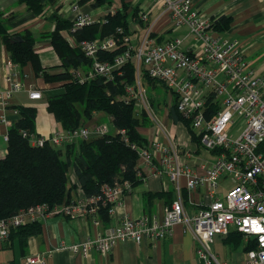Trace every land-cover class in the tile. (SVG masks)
Here are the masks:
<instances>
[{
	"label": "built area",
	"instance_id": "obj_1",
	"mask_svg": "<svg viewBox=\"0 0 264 264\" xmlns=\"http://www.w3.org/2000/svg\"><path fill=\"white\" fill-rule=\"evenodd\" d=\"M92 2L81 4L80 0H63L73 16L71 28L66 29L62 37L70 47L80 50L91 60L87 75L80 69H73L72 73L79 82L94 76L108 81L113 79L114 73L121 74L127 62H132L136 82L127 85L126 95L117 99L125 103L133 101L137 113L146 112L157 123L159 131L152 133L144 146L129 143L124 129H117L116 133L121 134L124 142L138 154L136 176L145 179L166 174L177 196L164 207L161 219L124 215L94 239L78 244L62 242L59 247L82 255L90 250L106 255L117 242L130 239L138 244L144 239L160 240L171 235L175 225L181 224L190 232L195 253L203 264H236L219 260L212 249L214 237L226 235L230 229L239 233L247 245L244 264H264V76L255 75L235 39L223 38L212 31L213 19L195 9L192 0H151L153 5H159L157 13L140 9L133 18L134 29L144 26L143 35L135 45L131 43V32L118 36L121 28L103 38L77 40L73 32L98 21L105 22V16L115 11L92 13L83 9ZM162 17L168 19L169 29L184 26L188 32L183 37L158 41L154 37V26ZM189 34L196 44L183 48ZM120 44L125 46L121 53L111 60L102 58L104 53L117 49ZM6 64L15 65L11 58ZM142 73L163 83L177 97L179 114L209 158H200L190 150L181 151L166 126L154 118L146 89L141 84ZM5 80L7 85L0 86V122L3 123L9 121V110L14 116L18 114L9 103L15 92L26 90L30 99L42 98L39 89L32 85L26 87L15 72L9 71ZM20 132L32 145L48 143L52 147H62L105 136L109 129L105 123H95L73 129L60 126L49 136L26 130ZM157 133L162 134L163 141L154 136ZM186 157H191L194 163L185 162ZM183 186L192 192L200 186L205 188L193 214H188L184 208ZM132 188L128 179H115L103 184L95 194L82 193L69 202L52 206L47 203L31 205L0 219V240L7 238L11 226L54 216L75 219L89 215L97 219L102 210L113 215L120 197ZM23 264H45V257L30 255L24 258Z\"/></svg>",
	"mask_w": 264,
	"mask_h": 264
},
{
	"label": "trees",
	"instance_id": "obj_2",
	"mask_svg": "<svg viewBox=\"0 0 264 264\" xmlns=\"http://www.w3.org/2000/svg\"><path fill=\"white\" fill-rule=\"evenodd\" d=\"M89 0H80L84 4ZM25 4L32 17L44 13L46 0H20ZM110 0H93L91 7H99ZM121 8L105 16V22H95L75 32L77 40L103 38L115 33L117 28L123 34L130 35L127 9L129 2L120 0ZM137 5L132 6L131 15L136 17L139 11ZM49 19L54 23V29L46 34L57 55L62 71L48 73L43 69L38 54L34 51L35 38L29 31L12 34L0 17V39L9 51L11 60L23 66L30 63L36 76H42L47 83L59 82L63 91L49 95L45 99L46 109L53 115L56 122L65 129H73L91 120L94 114H105L111 118L114 132L105 136L80 140L77 143L66 144L62 147H52L45 143L43 146L30 144L21 130L34 133L37 108L34 106L15 105L18 114L14 116L7 132V153L0 158V219H6L20 210L37 203H47L50 206L72 199L71 192L78 187L85 195L95 194L105 183L115 179H128L132 186L142 181L136 176L135 164L138 158L136 150L127 145L117 129H124L129 143L139 146L147 144L148 139L139 132V127H147L151 120L146 112L137 113L133 101L125 103L117 99L126 95L125 87L134 85L136 75L132 62H127L121 68V74L114 73L113 79L105 81L100 76L87 78L79 82L73 75V69H80L86 75L90 69L91 60L80 50L69 46L62 37L61 30L70 29L72 20L65 19L53 13ZM232 17L222 15L213 20L211 28L218 32L230 30ZM18 35L21 41L10 43V39ZM163 37H159L161 40ZM124 45L111 52L104 53L103 59H112L122 52ZM146 85L152 89L158 86L166 87L163 83L151 79L142 73ZM142 83V82H141ZM143 84V83H142ZM143 86V87H144ZM168 89V88H167ZM151 105L154 98L149 95ZM168 115L181 123L195 143V152L201 151V146L193 136L187 122L177 110V97L168 107ZM69 170L71 174H69ZM105 215L103 220H107ZM41 233L39 221L27 222L11 226L6 239L16 238L21 249L26 247L31 237ZM224 243H240V234L231 232L223 236Z\"/></svg>",
	"mask_w": 264,
	"mask_h": 264
},
{
	"label": "crops",
	"instance_id": "obj_3",
	"mask_svg": "<svg viewBox=\"0 0 264 264\" xmlns=\"http://www.w3.org/2000/svg\"><path fill=\"white\" fill-rule=\"evenodd\" d=\"M124 2H129L130 4L136 2L135 5L139 9H145L143 7L145 3L141 0H124ZM150 4H152L151 0H147V8L145 10L150 11L152 14L157 13L159 5L152 4L151 6ZM192 5L213 20L222 15L232 17L229 31L218 32L212 29V31L220 34L223 38L235 39L232 36L238 32H244L241 31L244 29L250 31L264 30V0H229L228 2H224V0H192ZM84 6H86L85 8L91 7L89 5ZM99 7L92 8L96 12H104ZM214 10L215 13H213ZM53 13L65 19H72L73 16L68 5L63 3V0H46L44 13L37 17H32L25 4L21 3L20 0H0V17L8 27L9 33L17 34L27 30L32 34L35 38L33 49L38 54L43 69L48 73L62 70L58 66L60 61L49 39L45 37L48 32L54 29V23L49 19V16ZM133 18L134 16L132 17L131 15L130 19H128L129 30L137 43L143 35L144 28L142 27L144 26L142 25L138 30L134 29ZM167 22L168 19L165 17L156 22L154 26V33L156 34L154 37L157 40L159 37H163L161 40L172 38L167 36V33L171 31ZM65 30H61V35L64 34ZM185 35L186 33L178 37ZM8 58H10L9 51L0 39V86L7 85L5 75L12 71L22 79L21 81L24 82L26 87L32 85L42 92L41 99H30L26 90L15 92L9 100L10 105H12L11 108L15 105L36 107L37 117L34 134L49 136L53 130L60 127V124L56 122L53 115L46 109V103L44 102L42 105L37 101L42 100L46 93H52L51 91L58 87L59 82H45L42 76L35 75L30 63L23 66L16 63L13 66H8L6 64ZM150 95L155 101L157 96L154 93ZM157 104L160 105V102ZM170 104H168L167 100L162 101V105L166 107L164 122L166 128L174 136L181 151L190 150L195 152V143L191 141L190 134L185 126L175 122L168 115ZM98 116L94 114L89 123L85 124L99 123ZM7 117L9 120L7 123L0 122V158H3L7 153V132L14 118L10 110L7 112ZM141 129V127L138 129L140 133H144L147 130L146 127L143 128L144 131ZM152 133L150 132L149 136ZM159 140L163 141L164 138L161 137ZM196 153L200 158H203L201 155L202 150ZM192 155H195V153H192ZM207 158H209V155ZM184 161L188 164L194 163L191 157H186ZM198 161L199 158H197ZM181 182L184 184L183 179ZM204 191V186L196 188L193 192L188 191L184 186L181 188L184 208L188 214H193L197 211ZM79 195H82V192L76 186L72 190L71 196L77 197ZM176 196L174 184L166 174L146 176L145 179L134 185L129 193L120 197L119 204L113 215H109L105 210H102L97 219L89 215L75 219L59 216L47 218L40 221L41 233L31 237L23 249L20 248L16 238L0 240V264H23L24 258L34 254L44 256L45 264H203L195 253V245L190 232L185 230L181 224L175 225L172 234L160 240L144 239L138 244L130 239L117 242L106 255H101L96 250H90L87 255H82L80 252L59 247L62 242L65 244H78L86 239H94L104 233L109 226L116 224L118 219L124 215L129 217L148 215L161 219L164 214V207ZM105 215L108 216L107 220H103ZM231 232H234L233 229H230L229 233ZM226 235H216L214 237L212 242L214 253L221 261L244 264L246 243L241 235L238 245L224 243L223 236ZM227 247L229 251L230 249L233 250V253H230V258L227 257ZM238 248H241V252H236Z\"/></svg>",
	"mask_w": 264,
	"mask_h": 264
},
{
	"label": "rangeland",
	"instance_id": "obj_4",
	"mask_svg": "<svg viewBox=\"0 0 264 264\" xmlns=\"http://www.w3.org/2000/svg\"><path fill=\"white\" fill-rule=\"evenodd\" d=\"M143 3H145L143 5V7H145V9L147 8L146 2L147 0H141ZM229 0H224V2H228ZM135 3L130 4L129 3V7L127 9V13H128V19H130L131 17V8L133 5H135ZM86 6H83V9L86 11H91L93 13L94 9L92 7L85 8ZM121 2L120 0H110L109 3H106L102 6L99 7L100 10L107 12L110 9H117V8H121ZM213 13H215V10L213 11ZM244 32H238L235 35H233L232 37H234L236 39V41L242 46V51L245 55V58L249 64V66L254 70V73L256 76H264V30L260 31V30H241ZM247 31V32H245ZM187 29L183 26L175 29V30H171L170 32L167 33L168 37H178L181 36L184 33H187ZM138 33V32H135ZM133 44L136 43L135 38H132L131 41ZM190 44H196V42L193 40V35L189 34V36L184 40L182 47L186 48L188 47ZM141 83L142 86L146 85L145 80L142 78L141 79ZM60 84V83H59ZM147 92V95L149 97L150 94L156 95L157 97L155 98V106L154 107H150V112L151 114L154 116V118L158 119L160 121L161 124H163L165 126V116H166V107L162 105V101L163 100H167L168 104H170L171 100H172V92L167 89L166 87L163 86H159L157 89H152L148 86H144ZM63 89L62 87L58 86L56 87L53 91H51L52 93H46L45 97L42 100H39L37 102L41 103L42 105L45 102V98L49 95H53V94H57L62 92ZM160 102V105H158L157 103ZM151 120V124L149 126H147V130L149 131H144L143 128L141 127L142 131H144V133H142L145 137L150 138L149 133L153 132L154 134L156 132L159 131V127L157 125V123L155 121H153V119L151 117H149ZM98 121L99 123H105L108 126L109 132H114V126L113 123L111 122V118L105 114H99L98 116ZM86 124L89 123V121H85ZM157 136L159 138L162 137V134L157 133ZM202 149V148H201ZM203 150V149H202ZM203 158H207L208 155L206 152L202 151L201 153ZM69 174H71V171L69 170ZM241 248H238V250L236 252H241L240 250ZM230 253H233V250L227 247V257L230 258Z\"/></svg>",
	"mask_w": 264,
	"mask_h": 264
},
{
	"label": "water",
	"instance_id": "obj_5",
	"mask_svg": "<svg viewBox=\"0 0 264 264\" xmlns=\"http://www.w3.org/2000/svg\"><path fill=\"white\" fill-rule=\"evenodd\" d=\"M22 38L20 36H13L11 39H10V43H14L16 41H21Z\"/></svg>",
	"mask_w": 264,
	"mask_h": 264
}]
</instances>
